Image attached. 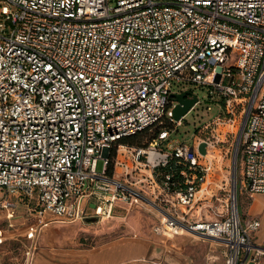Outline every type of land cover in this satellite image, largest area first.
<instances>
[{
    "label": "built area",
    "instance_id": "2783aa9c",
    "mask_svg": "<svg viewBox=\"0 0 264 264\" xmlns=\"http://www.w3.org/2000/svg\"><path fill=\"white\" fill-rule=\"evenodd\" d=\"M175 83L206 86L221 109L191 146L171 137ZM162 121L145 146L122 141ZM230 148L241 174L203 214ZM0 189V208L16 195L61 222L83 217V198L102 218L142 205L155 233L219 242L225 264L264 256L260 221L237 206L238 191L264 193V0H0Z\"/></svg>",
    "mask_w": 264,
    "mask_h": 264
},
{
    "label": "rangeland",
    "instance_id": "374dc122",
    "mask_svg": "<svg viewBox=\"0 0 264 264\" xmlns=\"http://www.w3.org/2000/svg\"><path fill=\"white\" fill-rule=\"evenodd\" d=\"M228 65H230V61ZM180 90H190L196 94L199 101L184 115L181 124L177 125L171 133V137L175 141L187 143L191 146L194 143L196 135H198L199 128L220 113L221 109L218 103L212 102L209 99L206 86L182 83L172 85V91ZM208 104L212 106L211 109L207 108ZM215 152L219 154V148L215 149ZM241 170L240 161L238 159L236 162L234 161L232 148L229 149L224 158H215L209 173L208 183L204 185V187L209 188L208 195L211 193L216 195L210 202L213 208H210L208 211L207 208L202 207L200 201H197L193 208L194 213L200 207L204 208L202 209L203 214L214 215V210H221L223 207L217 201L216 197H222L224 195L222 188L228 189L230 186V190H234L235 174L240 175ZM206 191L200 192L198 196L204 198ZM4 197V190L0 189V202ZM244 199L245 193L238 191L237 206L239 205L240 207ZM88 205L91 209L96 208L98 206V199L96 197L90 199ZM121 205V208L114 210L112 214L114 215L113 218L106 219L95 216L88 220L83 219L78 224L69 223L68 226L49 230L48 238L56 235L60 237L57 245H54L59 250L58 252H53L58 257L67 258L69 262L72 260L74 264H99V260L104 258V251L102 252L103 248L101 246H104L106 242L119 238V240L123 241V244L129 246L134 245V249L138 251L140 256L143 252L145 241L151 239L154 220L148 213L152 214V212L142 205L126 203ZM0 224L2 225L3 222L0 221ZM153 236H157L156 239L158 238V235L155 233H153ZM5 238L2 237L0 242V264H24L25 244L27 242L23 241V243H18V241L13 239ZM157 242L162 244L159 240ZM50 244L53 245L52 243H47L46 245H42V248H46ZM40 246V244L37 245V251H39ZM140 258L127 259L120 264H165L160 260L157 261L147 258L146 255Z\"/></svg>",
    "mask_w": 264,
    "mask_h": 264
},
{
    "label": "crops",
    "instance_id": "0c3cea01",
    "mask_svg": "<svg viewBox=\"0 0 264 264\" xmlns=\"http://www.w3.org/2000/svg\"><path fill=\"white\" fill-rule=\"evenodd\" d=\"M244 192V191H242ZM245 193V199L239 207V213L243 220L255 218L260 221V227L252 234L256 245L264 247V193H255L252 196ZM7 198V197H6ZM93 197L83 198L81 206L83 209V217L72 222H61L51 220V215L46 213L43 217H38L26 202L19 196L10 195L8 199L14 203L11 208H0V242L2 237L5 239H13L15 241H25V247L32 245L34 247L30 264H74L73 261L55 254L58 252L57 245L59 238L57 235L48 238L49 230L78 224L83 219H91L95 217L94 213L97 207L91 209L88 205L89 200ZM5 199V198H4ZM124 203H117L114 210L121 208ZM113 210V212H114ZM148 213V212H147ZM154 220L152 225L151 239L145 241L143 252L139 256L137 250L133 246L123 244L122 240L116 238L106 242L102 252L104 258L99 260V264H120L127 259H141V256L162 261L165 264H225V247L223 244L209 239H197L189 234H173L164 235L157 234L153 231V226L156 223V218L153 214L148 213ZM112 215L109 218H113ZM106 218V219H109ZM153 233L158 235V238L153 236ZM161 241L160 244L157 241ZM122 242V243H120ZM52 243L46 248L42 245ZM41 245L37 251V245ZM27 245V246H26ZM25 248V249H26ZM59 254V253H58ZM106 254V255H105ZM60 255H62L60 253ZM255 251L250 250L242 253L241 264H264V256L254 258Z\"/></svg>",
    "mask_w": 264,
    "mask_h": 264
},
{
    "label": "trees",
    "instance_id": "16d2710c",
    "mask_svg": "<svg viewBox=\"0 0 264 264\" xmlns=\"http://www.w3.org/2000/svg\"><path fill=\"white\" fill-rule=\"evenodd\" d=\"M168 125L169 124L164 121L157 122L151 126L146 127L135 135L124 137L122 141L130 145L145 146L146 144H148V142H150L158 135L159 131L162 128H165Z\"/></svg>",
    "mask_w": 264,
    "mask_h": 264
},
{
    "label": "water",
    "instance_id": "95a60500",
    "mask_svg": "<svg viewBox=\"0 0 264 264\" xmlns=\"http://www.w3.org/2000/svg\"><path fill=\"white\" fill-rule=\"evenodd\" d=\"M170 98L176 101V106L173 110V115L175 119L179 120L183 115H185L197 102L196 94L192 93L190 90H184L182 92H172Z\"/></svg>",
    "mask_w": 264,
    "mask_h": 264
}]
</instances>
